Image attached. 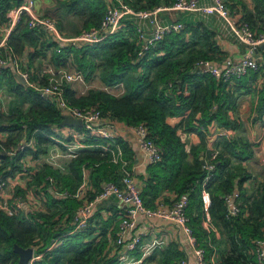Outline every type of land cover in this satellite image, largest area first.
Segmentation results:
<instances>
[{"label":"trees","instance_id":"1","mask_svg":"<svg viewBox=\"0 0 264 264\" xmlns=\"http://www.w3.org/2000/svg\"><path fill=\"white\" fill-rule=\"evenodd\" d=\"M175 1L124 0L136 12L150 11ZM225 1L230 9V0ZM255 2L256 9L264 12V0ZM20 3L18 0H0V22L6 20L9 10ZM61 6L66 12L83 17L77 35L101 26L108 0H64ZM239 19L249 23L257 37L264 35V29L254 28L252 13L247 11V15ZM121 21V28L105 32L100 41L78 46L51 41L45 30L21 23L12 33L10 44L17 54L27 55L30 68H34L38 59L48 56L52 65L76 70L88 83L98 79L100 87H90L84 92L74 83L67 84L65 97L71 105L81 109L97 106L107 120L121 121L129 126L142 123L147 127L149 137L158 144L162 154L158 162L149 165L148 176L143 179L141 194L145 205L150 208L164 203L171 205L181 194L189 193V225L199 245L205 248L207 258L215 253L216 264H259L256 242L264 240V179L248 192L244 182L250 174L244 166L235 165L253 156L252 144L229 135L219 139L213 149L206 143L207 132L213 123L233 129L241 125L238 118L230 119L229 113L230 108L236 111L237 96L229 86L237 78L225 80L196 68L202 59L221 62L225 58L214 30L202 22H182L183 29L167 33L139 56L145 40L141 37L137 16L124 14ZM33 79L47 81L42 69L34 68ZM118 84L124 88L120 95L109 89ZM4 89L28 107L15 105L11 111H0V133H7L6 139H0L1 168L13 163L6 150L21 137L23 125L27 126L29 136L35 138L36 146L23 155L30 153L38 158L55 142L52 126L60 125L63 120V112L51 100L20 83L10 68L0 71V91ZM171 118L180 120L173 123ZM182 131L197 132L201 142L189 145L183 139ZM87 141L89 146L82 148L79 155L64 161L65 170L43 164L37 171L32 183L38 186L36 193L44 191L45 194L37 196L45 198V208L36 210L29 206L30 210L25 208L14 215L0 210V264L18 263L19 255L14 251L16 243L24 248L33 246L39 254L57 237H61V242L33 264H122L116 255L118 246L114 254H110L109 249V238L111 235L116 237L119 230L122 208L101 206L86 231L69 233L74 227L73 214L82 201L73 196H57L45 184L46 177L52 175L59 191L74 193L83 182L84 168L88 170L91 186L85 197H93L104 183L121 184L122 161H112L111 151L104 152L96 146L100 140ZM117 141L123 149V158L128 161L127 167L131 169L135 151L122 138ZM208 163H214L215 169L209 184L203 186L208 173L204 165ZM204 188L210 197L207 207L202 195ZM26 190L18 187L17 195L26 200ZM165 190L175 193V197H162ZM230 193L236 195L240 207L237 216L228 215L225 196ZM104 209L114 211L106 216ZM208 217L211 229L204 225ZM185 258L182 245L171 241L141 264H181Z\"/></svg>","mask_w":264,"mask_h":264},{"label":"built area","instance_id":"2","mask_svg":"<svg viewBox=\"0 0 264 264\" xmlns=\"http://www.w3.org/2000/svg\"><path fill=\"white\" fill-rule=\"evenodd\" d=\"M35 4V0H22L20 5L9 10L7 19L0 22V71L2 68L12 69L16 75H20L25 79L26 86L38 91L43 97L51 100L63 112V116L70 114L76 118H80L82 126L63 127L67 129L66 131H62L60 125H53V131L61 132L65 138L58 139L53 135L55 142L50 144L40 157L35 158L30 153L23 155L28 149H36L35 138L29 136L27 126L23 125V134L19 140L9 150H6V154L13 163H8L4 168H1L3 162L0 159V210L9 215H14L15 212L25 209L28 194L25 200L17 195V189L20 186L24 187V185H20L22 179L32 180L39 170V164L36 165V168L33 167V159L40 161L42 165L48 164L54 168L65 170L64 161L76 157L80 154L82 148L89 146L87 143L88 139L100 140V143L96 144V146H100L104 152L111 151L112 161H122L124 174L121 184L113 182L104 183L102 189L93 197H85L86 191H84V188L88 183V170L86 168L83 169V182L74 193L67 190L59 191L56 188V178L52 175L47 176L45 179V184L51 187L55 195L64 197L73 196L82 201V204L77 207L73 214L74 227L69 233L86 231L99 207L105 201L115 198L121 202L123 215L121 216L116 237L111 236L109 243L116 245V249L118 246L119 251L116 255L119 262L130 264L131 253L137 250L143 238L148 235L147 232L137 233L139 216L143 215L148 218L158 217L182 227L187 234V242L194 252L197 263L212 264L207 258L205 248L199 245L198 239L189 225L190 218L187 214L189 193L181 194L172 205L164 203L156 208L147 207L142 198L141 188L134 169L127 167L128 161L123 158V149L118 144L117 134L108 124L101 110L97 106L81 109L71 105L67 101L64 92L65 86L69 83L86 81L84 75L76 70L63 67L57 68L52 64H48L42 68V73L47 77V81L43 83L41 80L33 79V69L27 65V55L22 56L13 50L10 44V37L21 23H26L30 28L38 27L45 30L49 34L51 41L62 45L78 46L96 43L100 41L105 32L121 28V20L124 14H134L137 18L151 17L155 20L156 26L152 36H145L139 28L141 37L145 40L142 49L139 51V56H143L149 48L155 46L167 33L178 32L185 27L182 22H168L165 24L159 22L156 17L159 11H201L208 14L218 13L223 17H229L230 9L227 7L226 1L212 0V3L207 5L200 4L199 0H176L171 5H161L150 11L136 12L124 0H108L107 11L101 26L93 30L82 31L73 37H65L62 34L58 20L55 17L37 15L35 13ZM231 24L233 31L239 39L247 43V53L242 58L233 59L227 57L221 62L202 59L197 62L196 68L202 73L211 74L225 80L240 78L252 70L258 72L261 77L260 82H264V61H257L254 54L258 45L264 41V35L257 37L256 32L251 28L250 24L239 18H232ZM58 50L60 49L58 48ZM109 89L117 95L122 94L124 91L122 84L110 87ZM2 110L4 109L0 106V111ZM129 130L137 134L140 147L148 163L158 162L161 159L162 150L149 137L147 127L141 123L129 126ZM181 135L184 140H187L189 137V134L185 131H182ZM6 137L7 133H4L0 136V139H6ZM18 157L19 162L17 163ZM15 167H18V169L15 170ZM204 167L208 171L203 180V186H206L213 177L212 170L215 169V164L208 163ZM40 194L45 193L43 190H40ZM31 195L34 198L32 190ZM202 195L207 207L210 202L209 192L204 188ZM225 200L228 207V215L237 216L240 213V207L236 202V195L232 193L227 194ZM209 220L210 218L208 217L204 221V225L208 229H211L212 225ZM127 235H130L131 239L126 240ZM60 242L61 237L53 239L50 246L46 247V251L52 250ZM256 244L258 262L259 264H264V240H257ZM34 250V255L28 264H33L35 260L42 259L46 254V251L37 254L35 248ZM181 264L189 263L185 258Z\"/></svg>","mask_w":264,"mask_h":264},{"label":"crops","instance_id":"3","mask_svg":"<svg viewBox=\"0 0 264 264\" xmlns=\"http://www.w3.org/2000/svg\"><path fill=\"white\" fill-rule=\"evenodd\" d=\"M63 1L64 0H35V13L40 16L50 15L55 17L58 20L62 34L65 37H73L76 35L77 31L82 28L83 17L66 12V10L61 6ZM199 3L208 5L212 3V0H199ZM229 3L232 7V9L230 7L231 11L229 17H223L218 13L208 14L201 11L178 10H161L158 12L156 17L157 20L163 24L168 22H202L206 24L210 29L214 30L217 44L225 54L224 59L227 57L239 59L247 53L248 46L247 43L241 41L233 31L231 19L234 17L242 18L247 15L248 11V13H252L254 28L256 30H262L264 29V12L256 9L255 0H230ZM137 23L145 36L148 37L153 35L156 26L153 18L138 17ZM254 54L257 61H264V41L258 45ZM48 64H51L50 60H48V56L42 57L36 62L37 68H35V66L34 68L36 70H41ZM34 68L32 69L34 70ZM260 80L261 77L259 76V73L250 70L246 75L237 78L230 84L229 87L231 92H234L237 96L236 111L234 112L232 108L229 110L230 119L238 118L241 125L233 129L221 128L213 123L210 125V130L206 135V143L209 149H213L215 143L224 135L243 138L252 144L253 156L246 161H242L241 163L236 162L235 164L244 166L250 174V178L244 182V186L248 189V192H252L256 188L259 181L264 179V82L261 83ZM74 84L76 88H79V83ZM79 89L82 91L81 88ZM0 104V106L4 109L5 104L2 101H0ZM179 120V118H171L170 121L176 123ZM107 122L116 132L117 137H120L125 142H128L130 147L135 151L136 158L134 164L131 166V169H134L140 188H142L143 179L148 176V167L150 164L140 147L137 134L130 131L129 125L124 122L109 119ZM60 127L62 128V131H66L67 128L63 127H70V125L63 126L60 124ZM54 132L58 139L65 138L61 132ZM2 134L4 133H1L0 136ZM187 142L189 145L199 144L201 142V137L197 132H191ZM38 164V169L40 170L43 166L40 161L34 159L32 160L34 168H36V165ZM34 178L32 180L24 178L20 181V185H24L22 188L27 189L25 195L27 196L28 194V201L25 204V208L28 210H30L29 206L33 209L40 208L41 206H44V208L46 207L45 198L41 195L37 196V194H40V191L39 193H36V188L38 186L37 184L32 183ZM90 187L91 186L88 180L84 191L87 192ZM31 190L34 198L31 195ZM166 195H169L172 199L175 197V193L170 192V190L163 191L162 197ZM172 204L173 203H171V205ZM113 205H116L121 209V202L115 198L105 201L101 206H110L113 209ZM101 206L99 208H101ZM112 209H104V214H106V216L111 215L114 211ZM120 222L121 218L118 225ZM142 232H147L148 235L143 238L141 245L137 248L138 250L131 253L130 264H141L144 262V259L150 256L155 250L164 248L171 241H177L182 245L186 252V259L189 264H198L194 252L187 242V234L179 225L162 220L158 217L148 218L141 215L138 220L137 233ZM129 239H131V236L127 235L126 240ZM109 249L110 254L116 253V245L109 243ZM217 259L218 257L215 253H212L209 256V260L212 264H216Z\"/></svg>","mask_w":264,"mask_h":264},{"label":"water","instance_id":"4","mask_svg":"<svg viewBox=\"0 0 264 264\" xmlns=\"http://www.w3.org/2000/svg\"><path fill=\"white\" fill-rule=\"evenodd\" d=\"M18 1H22V0H18ZM16 78L20 83H22V84L26 83L25 79L22 78V76L16 75ZM61 125H63V126L70 125V126L81 127L82 126V120L80 118H76L70 114H67V115L63 116V120L61 122ZM201 159H202V162L204 163L203 153L201 155ZM14 251L16 253H18V255H19V260H18L17 264H28L29 261L32 259L35 250H34L33 246L24 248V247H22L16 243L14 245Z\"/></svg>","mask_w":264,"mask_h":264},{"label":"rangeland","instance_id":"5","mask_svg":"<svg viewBox=\"0 0 264 264\" xmlns=\"http://www.w3.org/2000/svg\"><path fill=\"white\" fill-rule=\"evenodd\" d=\"M34 66H35V68H37L36 63L34 64ZM32 68L33 67H31V69ZM78 83H79L78 87L81 88L82 91H84L85 89L87 90L90 87H100L101 86V84H100L98 79L91 80L90 83H88L87 81L77 82V84ZM0 96H1V101L5 104L4 111H6V112L11 111V109H13V107L15 105L23 106V108H27L28 107L27 103L21 104V102H20V100H19V98L17 96L9 94L8 92H6L5 89L0 91Z\"/></svg>","mask_w":264,"mask_h":264}]
</instances>
